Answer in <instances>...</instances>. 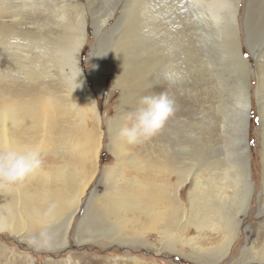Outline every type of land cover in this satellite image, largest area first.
I'll return each instance as SVG.
<instances>
[{
  "label": "bare ground",
  "instance_id": "1",
  "mask_svg": "<svg viewBox=\"0 0 264 264\" xmlns=\"http://www.w3.org/2000/svg\"><path fill=\"white\" fill-rule=\"evenodd\" d=\"M50 1L51 4L46 0H0V14L5 9L10 11V21L0 24V150L26 144L43 146L42 171L12 188L0 189V234L7 232L19 243L49 253L61 251L70 244L73 222L80 212L87 186L99 169L97 161L102 147V141L94 143L86 126L88 116L94 118L97 125L101 123L96 98L88 88V78L81 63L89 38L88 12L77 0ZM162 1L118 0L105 15L93 16L92 26L97 37L115 19L121 6L123 10L113 30L127 26L124 35L115 41L103 68H100L99 55L94 54L91 77L95 87L100 94L103 74L114 72L126 103L134 110L144 95L166 92L175 101L178 97L160 88L147 92L131 91L133 87L140 88L143 81L149 88V85H159L163 80H177L174 79L177 76L185 83H192L193 91L199 80L204 86L203 67L197 69V64H203L204 58L202 48L206 41L203 32L208 29L209 35L205 36L208 39L215 30L223 37L227 33V44L222 39L223 51L233 61L237 59L238 69L243 73L241 86L229 92L233 104L229 106V115L222 121L224 131L229 123L236 127L237 136L230 135L233 143L228 146L238 148L237 161L206 160L205 152L210 146L205 145L200 137L191 141L192 148L187 153L190 168H186L184 159L179 163L186 171L170 164V156H178L170 149L176 141L163 146L159 155L165 157L150 164L139 159L140 150L137 149L143 142L129 145L120 136V130L125 126L124 117L119 115L108 120L110 149L116 163L103 170L104 192L92 194L78 225V243L151 247L146 235L156 233L168 241L166 244L171 251H176L177 244L188 245L201 260L204 257L208 264H218L231 256L241 237L242 219L251 208L255 191L251 184L247 146L252 110L248 74H253V69L243 55L239 39L238 14L242 0H178L177 6L182 4L183 12L178 13V19L171 13L178 27H172L173 22H169V12L175 10L171 6L173 1ZM54 5L57 7L52 9L50 6ZM146 11L147 18H143ZM103 19L107 23L101 27ZM184 24L186 32V26L181 30ZM187 32L191 37H186ZM250 36L247 37L252 40ZM260 47L263 52L264 41ZM251 52L259 70L257 94L264 180V63L260 62L261 55L255 50ZM126 55L147 60L130 66ZM146 68L151 69L152 77L146 78ZM63 84L70 90V98L59 95L54 88V85ZM220 85L224 89L222 83ZM216 96L213 95L215 99ZM219 100L218 111L220 107L227 108L229 102H222L221 97ZM176 102L180 104V101ZM218 111L215 110L219 114ZM178 113L174 110L169 119H173L174 114L193 116L192 112ZM196 122L189 123V126L184 122L180 134L193 130ZM180 145L182 148L186 146ZM212 156H215L214 149ZM202 167L207 173L205 183L198 176ZM174 176L178 180L171 185ZM187 183L193 184V190L188 204H184L181 192ZM259 204V211L264 213V200L259 199ZM190 225L198 233L197 243L202 237L219 235L217 245L207 250L204 249L206 246H197L194 241L197 238L189 240L186 237ZM92 227H96L95 232ZM84 233H90L91 238L84 239ZM138 233L142 234L137 236ZM99 239L107 241L103 244L98 242ZM257 241L264 242V227L260 229ZM257 241L243 254L251 253L254 256L252 261L264 263V244L258 247ZM132 260L138 264L136 257Z\"/></svg>",
  "mask_w": 264,
  "mask_h": 264
},
{
  "label": "rangeland",
  "instance_id": "2",
  "mask_svg": "<svg viewBox=\"0 0 264 264\" xmlns=\"http://www.w3.org/2000/svg\"><path fill=\"white\" fill-rule=\"evenodd\" d=\"M117 1L118 0H77V2L86 7L89 17V38L87 44L83 49V54L81 58L82 70L88 78L87 85L88 88L91 90V94L94 95V97L96 98L99 116L101 117V123L97 125V121L91 116H88L86 122L87 132L89 133L92 140H95V142L93 141L94 143L102 141V147L99 155V160L97 161V165L99 164V169L90 184L87 186L85 194L82 197L80 204V212L76 215V218L73 222L70 235V244L61 251L49 253L44 252L42 250L33 249L27 243H19L18 240L14 238V236L10 235L7 232H2L0 234V264H135L132 260L135 257L138 259V264H208L204 257L201 260L195 254L193 248L188 245L177 244L176 251H171V249L167 247L168 245L166 244L168 243V241H166L163 236L156 233H150L146 235V240L148 241V244L151 247H143L139 245L127 247L118 244L101 245L94 244L92 242L82 243L80 241L78 243V225L85 215L86 207L91 200L92 194L95 191L98 193V195H101L104 192L105 188L103 186L102 177L103 170L107 167L114 166L116 163L115 155L110 149V136L108 130L109 126L107 124V121L115 119L117 116L122 115L124 117L125 126H128L131 123L130 114L134 111L133 106L131 104L126 103L124 99L126 97L124 96L122 87L117 85L116 76L114 72L103 74L104 78L100 94L98 93V90L95 87V81H93V78L91 77V71L95 66L94 54L97 53L99 55L98 58L100 60V68H103V65H105V61L110 58H108V56L113 51L111 49H113L115 41L118 40L117 38H121V36L124 35V30H127L126 25L125 27H118L117 30H113L114 27H116V24L123 10L122 6L115 19L110 21L109 25L105 29H103V32L99 37H97L95 30L92 26L93 16L105 15L107 11ZM172 1L173 2H171V6L173 10L175 9V12H169V22L174 23H172V25L170 24L173 27L176 22L173 18H171V13H173V15H176L175 17L178 19L177 15L178 13L183 12V6L182 4L179 5L181 7L177 6L178 0ZM46 2L47 4H51L50 0H46ZM161 3H164V0ZM175 6H177L178 8H175ZM50 7L54 9L57 6L54 5ZM239 8V39L243 47V55L245 59L249 60V64H251L252 66L251 69H253V74H248V89L250 91L252 101V110L250 112L249 117L250 123L248 128L247 146L249 149L248 158L250 159V172L252 175L251 184L254 186L255 191L251 208L248 211L246 217L242 219L243 221L241 224V237L234 245L231 256H229L227 259L218 264H264L261 262L252 261L254 256H252L251 253H247L246 255L245 253L243 254V251L247 249V247H251V245L253 246V244H256V241L258 239V233L260 229L264 227V213L263 211H259V209L261 208L259 204V199L261 201L264 200V180L260 132V102L257 94L260 88V80L259 70L257 66L258 64L256 58L252 55L251 52V50H255L258 55H261L259 56L261 60L260 62L264 63V51L262 52V48L260 47L262 45V42L264 41V0H242ZM5 10V12L3 11L4 13L0 14V24L10 21V11H7V9ZM179 10L180 12H178ZM147 15L148 14L146 11V13L143 14V18H147ZM245 21L249 24L245 23ZM185 26L186 25L184 24L181 30ZM174 27H178V24H176ZM128 28H130V25ZM186 29L187 26L186 28H184L185 32ZM185 35L188 38L191 37L188 32ZM208 35V29H205V31L203 32V38L204 42H206L204 43V47L202 48L204 55V58H202V60L204 66L201 63L197 64L198 70L199 68L201 69L203 67L204 74L202 73V77L205 83L204 86L201 85L200 80H197L198 87L193 91L191 87L192 83H185L184 80L182 81V79L177 76L174 78L177 80L171 82L169 80H163V82H161L159 85H149V88L146 86L143 80V82L139 86L140 88L137 89V87H133V90L131 91L132 93H137L139 91L147 92L149 89L157 90L159 88L166 90L168 93L171 92L172 95L175 96V98L178 97L174 101V110H177V112L182 113L183 115L188 112L193 113V116H191L190 118L182 117L178 113L180 117H178L177 114H174L173 119H168V121L165 123L164 127L159 133H157L150 140L144 141L143 145L138 147L137 150H140V160H147L151 164L156 160L163 159L165 156L159 155L163 146L167 145L169 142L176 141V143H173L171 145L170 149L171 152H175V154L178 156H170V164L176 165L177 168L180 167L181 170L184 172L186 171V168H190V157L188 154L190 153V150L192 148L191 141L194 139H199L201 137L203 143L207 146H210L207 147L208 150L207 152H205L206 160L212 162L215 158H220L224 161L230 159L237 161V155L239 154L238 148L234 147L231 149L228 146L230 145V143H233L230 140V135H232L233 138H236L237 136L235 134L236 127L229 123L228 125H225L224 131L222 129V121L225 120V118L229 115V106L233 104V99L229 92L241 86L240 82L243 79V73L241 72V70L238 69L239 65L237 59L233 61L232 57L228 55L226 56L223 51L224 46L222 45V39H224V44H227V33L225 34V37H223V34L217 35V32L215 30L212 31L211 37L209 39L207 38ZM249 35H251L250 38H252V40L247 37ZM200 38L202 40V37ZM248 40H250V43H247ZM258 43H260L261 45H259ZM226 50L227 52H229L227 48ZM126 57L127 62L130 63V66L137 65L139 62L147 60V58L134 59L132 56L128 55H126ZM149 70L148 68H146V78L153 76L151 75L150 68ZM198 70H196V72ZM198 74L201 75V73ZM197 79H199V77ZM221 83L224 86V89H221ZM63 85H54V88L59 95L67 96L68 98H70V90L65 86V84ZM145 86L146 88H144ZM214 94L217 95V99L213 97ZM219 97H221L222 102L227 103L228 101L229 103L228 105H226L227 108L223 106L220 107L218 111V106L220 104ZM177 100L180 101V104L176 102ZM74 102L78 103L75 99ZM216 109L218 112H220L219 114L215 112ZM184 122L186 126H189V123H197V126L193 128V130H189L188 128H186L188 129V133L187 131H185L187 133V135L186 133L184 134L185 136L180 134V127H183ZM79 138L81 139V137ZM187 140L188 142L185 143V141ZM181 143L182 146L186 145L183 147L185 148V150L180 147ZM213 149L215 151V156H212ZM225 149L227 150L225 151ZM182 159L186 160V168L179 165V163L182 162ZM198 176L202 177L203 183L206 182L207 173L204 171L203 167ZM177 180V177H172V181L170 182V184H176ZM192 190V183H187L186 186L182 189L181 199L184 204H188V197ZM95 228H91L93 232L96 231ZM189 230L190 233L186 236L189 240L198 237V233L193 226L190 225ZM203 233L207 234L209 232ZM140 234L142 233H138L137 236H139ZM83 236L85 237H83L84 239L91 238L90 233H84ZM219 238V235H212L210 237H202L199 240V243H197L199 238L195 239L194 241L197 246H206L204 249L207 250L208 248L217 245L219 241L217 239ZM99 240V243L107 241L106 239ZM263 244V241H259L257 246L260 247Z\"/></svg>",
  "mask_w": 264,
  "mask_h": 264
},
{
  "label": "clouds",
  "instance_id": "3",
  "mask_svg": "<svg viewBox=\"0 0 264 264\" xmlns=\"http://www.w3.org/2000/svg\"><path fill=\"white\" fill-rule=\"evenodd\" d=\"M106 23V19L101 20V27ZM173 113L174 100L166 92L144 95L130 114V125L121 128L120 136L129 145L150 140L161 131ZM42 150L39 143L0 150V189L12 188L29 176L40 173Z\"/></svg>",
  "mask_w": 264,
  "mask_h": 264
}]
</instances>
